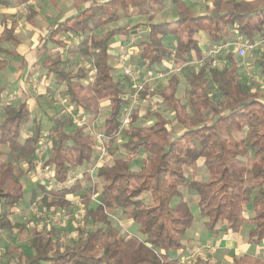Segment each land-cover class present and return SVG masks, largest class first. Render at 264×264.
<instances>
[{
	"label": "trees",
	"instance_id": "1",
	"mask_svg": "<svg viewBox=\"0 0 264 264\" xmlns=\"http://www.w3.org/2000/svg\"><path fill=\"white\" fill-rule=\"evenodd\" d=\"M29 1L0 0V6ZM78 1L82 9L76 15L56 22L39 38L38 68L45 80L54 79L55 88L64 90L74 116L97 117L106 102L101 134L107 151L112 154L119 148L140 159L134 166L125 157L114 159L110 166L99 165L89 189L96 205L84 217V223L96 225L95 229L77 228L75 239L61 244L54 228H32L27 250L18 253L16 264H182L181 258L191 249L187 236L195 218L188 203L177 200L181 187L196 193L205 232L238 234L248 223L247 243L259 247L264 241V95L254 92L239 73L240 59L233 51L219 58L220 66H212L200 38L211 46L236 39L264 40V0H211V7L199 14L184 0ZM169 7L177 11L175 20L152 22ZM133 15L147 17V23L135 44L136 58L127 62L132 71H166L170 61L201 65L183 73L182 95L177 75L163 87L151 90L144 85L137 100L154 99L157 111L145 110L139 117L136 108L131 123L119 133L126 106L122 86L130 89L131 81L112 76L111 42L116 37L131 41V32L141 24L112 25ZM1 25L0 73L8 66L7 59L14 57L2 45L20 44L16 21L3 17ZM51 47L61 52L50 54ZM69 55L89 59L91 68L68 69ZM258 65L264 76V62ZM23 66L21 59L19 69ZM6 89L0 85V233L14 228L9 215L22 200L24 173L39 167L51 174V186L38 182L35 187L41 194L40 210L55 212L66 209L68 198L81 186L79 178L69 183L77 169L90 163L81 175L91 180L99 156L87 125L75 127L71 118L53 117L44 128L31 118L26 101H8ZM40 146L45 149L38 157ZM199 167L204 168L205 179L185 177L184 168L195 174ZM146 194L149 204L144 203ZM116 215H125L138 227L137 233L118 235L109 220ZM232 264H264V256L243 253L233 257Z\"/></svg>",
	"mask_w": 264,
	"mask_h": 264
},
{
	"label": "rangeland",
	"instance_id": "2",
	"mask_svg": "<svg viewBox=\"0 0 264 264\" xmlns=\"http://www.w3.org/2000/svg\"><path fill=\"white\" fill-rule=\"evenodd\" d=\"M77 0H30L26 5L22 6H13L10 8L12 10L5 9L0 6V20L4 15L14 17L17 26L15 29V35L20 42L17 47L12 46L9 43L3 44L2 47L8 49L14 53V57L8 58V66L0 73V84L7 83L13 88V92L16 93V97L11 93L9 99L13 100V103H17V98L20 101L29 100L28 109H30L31 118H40L43 126L46 128L49 126L47 118L53 116L54 114H62L63 107L65 103L57 94H49V91L45 87V82L41 74L31 69V64L33 60L29 58V51L33 50L37 44V38L40 35H43L46 31L45 28L54 23L55 20L61 19L63 14H67L72 11L71 3ZM246 1V0H239ZM54 2V3H52ZM185 4L191 8L195 13H203L206 9L211 7V0H184ZM32 11L36 17L34 18L33 23L30 25L25 23L29 21L26 18ZM177 11L174 7H169L164 11L158 13L156 17L152 20L153 23H158L161 21H173L176 18ZM3 19V18H2ZM147 23V17L133 15L131 18H126L120 22L112 25V27L122 26L124 24L136 25L141 24V26L131 32L132 40L125 42L124 39L114 38L111 42V45L116 49L117 54V63L114 65L112 75L116 80L123 82L124 73L123 68L127 65V62L134 60L137 54V48L135 46L136 41L139 40V34L143 35L145 32V26L142 24ZM29 25V26H28ZM1 30V28H0ZM206 44H208L203 38H200V45L203 48L204 52L207 51ZM121 53H126L129 55L130 59L124 63L118 59ZM25 57L24 66L21 69H18L19 63L22 57ZM71 60L70 64L67 65L68 69L75 70L79 67H86L87 69L91 68V61L89 59L76 57L70 55ZM240 59L239 73L252 85L253 91L264 95V76L260 73V67L258 61L264 62V44L258 47L254 52L247 53L243 58ZM222 62H220V65ZM201 65V62L197 65H193L190 68H187L181 73L177 74L181 83L179 86L178 95H182L183 91L186 89V83L184 80L183 73L186 70L194 71ZM139 81H143L144 74L138 73ZM127 77V76H125ZM128 78V77H127ZM142 79V80H141ZM130 80V78H129ZM168 80H162L158 82H150L145 85L149 86L151 90L158 87H163L167 85ZM127 88V85H125ZM132 93L131 82L130 89L127 88L126 94L124 96L126 100V106L123 110V113L127 109L134 111L138 108L139 117H142L145 113V110L157 111V103L154 99L146 100L139 102L136 101L135 104L131 103L130 96ZM55 96V97H54ZM15 97V98H14ZM34 99V103L32 100ZM37 104V106L35 105ZM62 108V109H61ZM66 108H64V111ZM159 111V110H158ZM160 112L167 116L168 114L164 109H161ZM107 113L106 103L104 102L103 107L98 114L96 120L88 125L91 127L92 133L101 134V125ZM1 114V113H0ZM28 127L31 128L32 124L29 123ZM127 132V130H125ZM125 132L122 136L125 135ZM122 136L117 140V142L122 141ZM118 142V143H119ZM41 143L45 144V139L41 138ZM44 146H40L38 150V157H41L44 153ZM128 158L131 160L133 166L136 158L132 155H126L121 149H113V153L109 154L107 148L105 147V153L103 159L95 163V170L91 175V180L86 181L82 175L77 173L72 176L74 182L79 178V183L81 186L78 191L68 198L69 206L66 209L58 210L55 212H43L40 210L38 204L40 203L41 194L36 189L35 184L40 182V184L45 185L46 187L51 186V174L46 171H41L40 168H36L34 172L24 173L20 178V184L23 189L22 200L19 202L18 206L14 208V212L9 215L13 230L0 233V264H16V256L19 252H24L27 250V235L30 229L35 228L38 230H49L54 228L56 230V237L61 244H66L76 237V229L84 227L85 230L91 231L96 228V225L92 223H84V217L87 209L94 208L96 203L92 194H90L89 189L91 187L92 176L93 180L96 178V173L99 165L104 164V166H110L113 163L114 159L119 158ZM24 170V167H22ZM185 177L188 179L200 180L205 179L204 168L199 167L195 174L187 168L183 169ZM71 179V180H72ZM71 182V183H72ZM181 192V197L177 200H182L188 203L191 212L194 215L195 221L192 227L189 230V236L194 237V244H188L191 248L189 252L185 253L183 257L189 256L188 260L182 261V264H221V256H218V249L216 246L208 244L204 241L203 237L205 232L202 231L203 219L197 214V201L198 197L196 193L186 188L181 187L179 189ZM84 196H88V202L84 201ZM35 198V199H34ZM150 196L146 194L144 197V203L149 204ZM245 218L249 219L247 213L244 214ZM110 224L118 233V235L131 234L133 232L134 226L132 222L126 218L125 215H116L110 217ZM100 226V225H98ZM250 225L248 223L244 224L241 230L238 232L237 239L241 241V244L246 245V249L253 252L254 254L261 253L264 256V241L257 246H250L246 243L247 241V231ZM236 241V240H235ZM215 242V241H214ZM210 247V248H209ZM237 247L235 246L232 251H229L227 258L222 262L223 264H231L230 258L237 257L236 254H239ZM232 252V254H230ZM233 253L235 254L233 256ZM220 255V254H219ZM232 255V256H231ZM231 256V257H229ZM182 257V258H183ZM181 258V259H182ZM190 261V263H189Z\"/></svg>",
	"mask_w": 264,
	"mask_h": 264
},
{
	"label": "crops",
	"instance_id": "3",
	"mask_svg": "<svg viewBox=\"0 0 264 264\" xmlns=\"http://www.w3.org/2000/svg\"><path fill=\"white\" fill-rule=\"evenodd\" d=\"M32 1V0H31ZM78 1V0H77ZM95 1H97V2H103V1H106V0H95ZM246 1H249V0H246ZM52 3H54V2H52ZM71 3V8H72V11H70L69 13H67V14H63V17H61V19H58V20H55L54 21V23L52 24V25H50V26H47L46 28H45V32H44V34L43 35H40L38 38H37V44L35 45V47H34V49L33 50H31V51H29V58L31 59V60H33V63L31 64V69H32V71H34V70H36V71H38L40 74H41V76L43 77V81L45 82V87L44 88H47V90L49 91V94H57L60 98H61V103H62V101L65 103V105H64V107H63V113L62 114H54L53 116H51V117H49V118H47V121L50 123V119L51 118H53V117H66V118H71L72 119V123H73V125L75 126V127H80V125H82L83 123L85 124V125H87V128H88V130H89V134L92 136V139H93V134H98V133H92L91 132V127L88 125L89 123H92V122H94L95 120H96V118L98 117H91V116H89V115H82L81 113H78V115L77 116H74L73 115V113H72V106L68 103V101L65 99V97H64V90L63 89H57V88H55L56 86H55V84H54V79H50V80H45V78H44V76H43V73L41 72V70L38 68V63L40 62L39 60H38V58H37V49L39 48V38L40 37H44V36H46V34H47V30H48V28L49 27H51V26H53L56 22H62L63 20H65V19H67V18H70V17H72V16H74V15H76L77 14V12H78V10H81L82 9V5L79 3V1L78 2H74V1H72V2H70ZM26 5V4H25ZM13 6H15V5H12L11 7H8V8H5V9H8V10H12V9H10V8H13ZM22 6H24V5H22ZM4 17H9L10 19H12V20H14L15 21V19H14V17H10V16H8V15H4ZM36 17V15H34V13L32 12V11H30V13L28 14V15H26V18L29 20L28 22L26 21V23H28L29 25L31 24V23H33L32 21H34V18ZM3 18V17H2ZM2 18H1V20H0V28H1V30H0V33H1V31H2V25H1V21H2ZM131 18V17H130ZM161 22H163V21H161ZM159 23V22H158ZM28 25V26H29ZM32 25V24H31ZM130 26H134V25H130ZM116 38H119L120 40L121 39H124L123 37H116ZM125 40V39H124ZM116 48L114 47V46H112L111 45V49H110V54L112 55V57H113V59L110 61V67L112 68V71H113V68L115 67L114 65H116V63H117V54H116V50H115ZM60 51V49L58 48V47H51V50H50V54H53V53H58ZM61 52V51H60ZM62 54V53H61ZM22 57V56H21ZM71 56L69 55L67 58L69 59V60H71V58H70ZM23 58V60L25 59V57H22ZM10 62V61H9ZM24 62V61H23ZM25 64V63H24ZM19 66H20V63H19ZM19 66H18V69H19ZM113 76V75H112ZM0 85H5V87L7 88L6 89V91H7V93H6V96L8 97V101H10V102H13L14 101V99L13 100H11V99H9V97L11 96V93L13 92V88L14 87H11L10 85H8L7 83H4V84H0ZM122 88L126 91L127 90V88H125V85L123 84V86H122ZM12 94H14L15 95V97H16V93H12ZM14 97V98H15ZM55 97V96H54ZM18 100H19V98H17ZM22 101H26V103H27V107H28V104H29V100L26 98L25 100H22ZM32 102L34 103V99L32 100ZM106 103V102H105ZM103 104H104V102L103 103H101V106L103 107ZM36 106H37V104H35ZM1 107V106H0ZM64 108H66V110H71V113H70V115H68L67 113H66V110L64 111ZM106 108H107V113H106V115H105V117L107 116V114H108V107H107V103H106ZM62 109V108H61ZM102 109V108H101ZM29 110V112H30V109H28ZM0 113H1V108H0ZM33 119V118H32ZM35 119H38V120H40V122H41V124H42V121H41V119L40 118H35ZM105 119V118H104ZM104 121V120H103ZM103 123V122H102ZM43 125V124H42ZM49 126H50V124H49ZM49 126H47L46 128H48ZM45 128V127H44ZM119 140V139H118ZM93 141H94V139H93ZM95 142V141H94ZM96 144V143H95ZM95 149H96V147H95ZM97 152V151H96ZM97 161V160H96ZM96 161H95V163H96ZM89 167H90V163L89 164H87V165H84L83 167H81V168H78L77 169V171H76V175H77V173L79 172H81L82 173V170H88L89 169ZM92 168V167H91ZM78 173V174H79ZM80 173V174H81ZM92 180H93V176H92ZM51 182H52V180H51ZM53 184V183H52ZM133 224V223H132ZM202 225H203V223H202ZM133 226H134V229H133V232L131 233V234H134V233H137V229H138V227L136 226V225H134L133 224ZM202 228H203V226H202ZM220 227L218 226L216 229H219ZM250 228V227H249ZM202 231H203V233L205 232L203 229H202ZM205 235L204 236H202L203 237V239H204V241L205 242H207L208 244H211V245H214V246H216L217 247V249H218V256H221L220 258H221V260L223 261L224 259H226L227 258V254H229V251L231 250L232 251V249H234V247L236 246L237 247V249L235 248V250H238L239 251V254H236V256L238 257V256H240V255H242L243 253H250V254H254L253 252H251V251H249V249H246L247 247H246V245L245 244H241V241H240V239L238 240L237 239V235L238 234H230V233H228V234H224V233H221V232H219V233H217V234H215V233H213V232H205L204 233ZM195 239H194V237H191V236H189V231H188V236H187V242H188V244H194L195 243V241H194ZM236 240V241H235ZM215 241V242H214ZM246 243H247V241H246ZM251 246V245H250ZM253 246V245H252ZM220 254V255H219ZM230 254H232V252L230 253ZM258 254H261V253H258ZM235 254L233 253V256H234ZM254 255H256V254H254ZM232 256V255H231ZM231 256H229V257H231ZM220 260V262H221V264H223V262ZM230 260H231V264H232V262H233V259H232V257L230 258Z\"/></svg>",
	"mask_w": 264,
	"mask_h": 264
},
{
	"label": "built area",
	"instance_id": "4",
	"mask_svg": "<svg viewBox=\"0 0 264 264\" xmlns=\"http://www.w3.org/2000/svg\"><path fill=\"white\" fill-rule=\"evenodd\" d=\"M263 44H264V40L258 41L255 43H249V42H245L240 39L226 41L225 43H222L216 46H211L210 44H206L207 51L205 52V54L212 60V66H220L219 58L223 56L226 52L233 51L234 53H236L237 57L243 58L247 53L254 52L258 47H260ZM118 57L121 63H124L130 59L129 55L126 53H121ZM197 63L198 61H190V62H185V63L176 65L174 64L173 61H170L169 68L166 71L159 70L154 73H145L143 76L142 82L139 81L138 79V75H139L138 72H134L126 66L125 68H123V73L125 76L130 78V81H131V88H132V93L130 96L131 103L133 104L136 103L138 94L142 91L143 86L146 83L168 80L171 76L177 75L181 73V71L187 68H190L193 65H197ZM66 113L70 115L71 110H66ZM131 115H132V111L130 108L124 111L119 133H121L123 129H125L131 123L132 121ZM93 139L96 143L97 152L99 153L98 159L101 160L103 159L104 153H105L103 135L93 134ZM95 168L96 166H94L91 169L90 175H92ZM73 180L74 179L70 180L69 183L72 182ZM188 259H189V256L183 257L181 259V263L182 261H185Z\"/></svg>",
	"mask_w": 264,
	"mask_h": 264
}]
</instances>
